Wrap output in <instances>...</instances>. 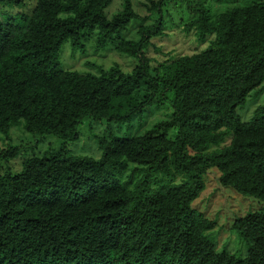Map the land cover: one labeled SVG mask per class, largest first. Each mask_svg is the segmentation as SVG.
<instances>
[{
  "label": "trees",
  "instance_id": "obj_1",
  "mask_svg": "<svg viewBox=\"0 0 264 264\" xmlns=\"http://www.w3.org/2000/svg\"><path fill=\"white\" fill-rule=\"evenodd\" d=\"M111 2L35 0L25 13L9 11L24 0H0V135L62 141L1 150L20 166L0 172V264H264V106L246 121L236 112L264 85V0L217 14L210 0H138L144 13L119 0L108 14ZM170 14L172 28L206 47L154 63L143 53ZM94 36L137 64L61 66L65 41L78 48ZM164 102L170 116L142 133L98 137L97 159L64 146L86 118L119 126ZM213 172L263 202L231 221L245 254L218 250L216 220L193 207Z\"/></svg>",
  "mask_w": 264,
  "mask_h": 264
},
{
  "label": "rangeland",
  "instance_id": "obj_2",
  "mask_svg": "<svg viewBox=\"0 0 264 264\" xmlns=\"http://www.w3.org/2000/svg\"><path fill=\"white\" fill-rule=\"evenodd\" d=\"M135 10L144 13L143 9L138 5V0H131ZM254 0H210L213 14L232 6H241L247 3H252ZM35 0H24V4L17 8L9 9L11 12H30L34 6ZM122 3V1H121ZM119 0H112L107 8V13L111 14L120 8ZM4 13L6 9L1 8ZM183 18H186L188 11L182 6ZM173 16H175L173 14ZM155 15L150 17L145 23L151 24ZM171 14L167 16L165 29L162 35L154 36L150 39V44L144 50V55L156 63L167 59L168 56L190 54L197 50H202L206 44H199L193 33L184 34L181 30L171 27ZM139 27L136 21L129 24L127 37L134 39L137 37L136 30ZM59 61L63 68L76 70L79 72H97L96 66L103 69H108L112 66L119 67L122 71L131 70L137 60L126 54L119 53L108 46L102 49L97 48L96 36L84 43V46L74 48L70 41H65L59 50ZM92 65H88V64ZM263 82L259 85V87ZM257 89V88H256ZM252 90L243 106L236 109L237 114L242 120L246 121L252 115L253 111L258 106H264V85L257 90ZM171 109L168 103L152 104L145 110L141 116L135 115L131 120L115 125L108 120H95L93 118L84 119L78 127V138L66 141L65 147L72 150L76 154L91 156L95 159L101 155V150L98 148L97 139L105 134L113 133L120 136H128L140 134L148 129L157 121L167 119L170 116ZM9 137L0 135V152L6 148L7 144H14L17 147L28 146L29 149L35 152H42L46 148H57L62 145L61 139L55 136H33L22 130L14 129L9 134ZM3 139V140H2ZM26 147V148H28ZM21 150V154H24ZM4 153L0 154V172L6 168L16 171L20 166V160L8 159L1 161ZM21 157V156H20ZM263 204L262 201L251 196H244L232 189L223 188L216 182V173L214 172L206 177V188L201 195L193 202V207L204 213L207 217L216 220V228L212 231V237L217 244V249L220 250L225 245L229 252H246V242L238 236L235 230H230L231 221L235 216L242 215L248 210L259 209Z\"/></svg>",
  "mask_w": 264,
  "mask_h": 264
}]
</instances>
